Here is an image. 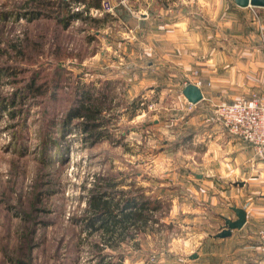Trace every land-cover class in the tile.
I'll return each instance as SVG.
<instances>
[{
  "label": "rangeland",
  "instance_id": "1",
  "mask_svg": "<svg viewBox=\"0 0 264 264\" xmlns=\"http://www.w3.org/2000/svg\"><path fill=\"white\" fill-rule=\"evenodd\" d=\"M66 1L0 0V264H93L102 240L83 218L90 190L108 181L115 192L143 187L160 207L157 222L102 253L121 264H188L203 225L179 221L183 208L191 215L233 178L234 159L247 161L214 107L264 96V8L105 0L108 15L91 9L62 25L64 12L83 9ZM143 12L151 22L138 34L132 21ZM192 79L204 97L190 105L182 90ZM86 90L101 107L97 140L84 118L66 122ZM180 165L212 181L200 183L205 197L186 189L179 208L168 169Z\"/></svg>",
  "mask_w": 264,
  "mask_h": 264
},
{
  "label": "crops",
  "instance_id": "2",
  "mask_svg": "<svg viewBox=\"0 0 264 264\" xmlns=\"http://www.w3.org/2000/svg\"><path fill=\"white\" fill-rule=\"evenodd\" d=\"M139 15L141 16L133 17L132 25L139 27L134 31H137L138 34L148 33L151 19L145 12ZM152 21L155 20L152 18ZM193 82L195 80L192 79L191 83ZM199 89L202 93L201 87ZM203 97L204 93H202L201 99ZM229 135L237 143L236 155L240 160L245 158L247 161L239 164L237 159H234L231 169L234 172L233 178L227 176L225 179L219 180L218 186L223 187L222 191L215 187L213 193L210 190L205 199L206 202L203 201L202 205L196 202L190 206L191 215H189V210L183 208L185 213L179 215V221L190 217V224L193 226H197V221L203 225L200 228L202 233H197L203 239L196 243L193 251H189L188 264H264V256L260 254V239L257 234V231L264 227V158L258 157L255 160L254 157H251L252 148L248 143ZM189 166L180 165L168 169L174 178L172 183L176 185V187L172 186L173 191L181 192L176 195V198L186 196V189L193 191L194 198L205 197L206 193L199 186L204 181L210 184L212 181L209 179L210 176L206 175L205 177L201 172L193 171L194 168ZM228 183L230 185L224 186ZM158 186L161 189L162 183ZM208 187L212 188L211 185ZM144 193L149 194L145 190ZM192 196L193 194L190 193L189 197L192 198ZM184 201L185 197L184 200L181 199V202L177 203L179 208L185 205ZM233 206L245 211V223L240 228H231L228 234L218 235L224 228L225 219L235 220L236 214L232 209Z\"/></svg>",
  "mask_w": 264,
  "mask_h": 264
},
{
  "label": "trees",
  "instance_id": "3",
  "mask_svg": "<svg viewBox=\"0 0 264 264\" xmlns=\"http://www.w3.org/2000/svg\"><path fill=\"white\" fill-rule=\"evenodd\" d=\"M48 4H56L55 0H35ZM61 4L67 3L66 0H58ZM76 5H81L83 9L75 10L72 12H64L61 15L60 23L62 25L67 24L70 20L79 19L82 12L90 11L91 9H97L101 11L102 0H71ZM65 2V3H64ZM69 4V3H67ZM66 5V4H65ZM108 15V12L101 11V14ZM82 98L76 100L77 103L72 105L68 114L66 115V122L70 123L74 118H84L81 123L82 131L88 132L92 140H97L102 136V131L98 129L100 125L99 111L101 107L97 108V103H94L96 98H93L92 93L89 91L81 92ZM100 105V104H99ZM97 108V109H95ZM99 123V124H98ZM97 129V131H96ZM99 131V132H98ZM105 180L107 178H104ZM132 185V184H129ZM113 182L104 183L98 188L90 190L89 197L87 199L86 211L87 214L83 218L84 224L90 231L100 232V242L97 244L99 250L95 254V261L93 264H121L122 258L118 261L112 260V255L103 252V247H114L111 241L118 239V241H124L127 238L132 239L133 233L138 230L144 231L149 222H157L154 218L155 212L158 211L159 199H150V195L144 194V188L141 187L142 193L135 190L116 189ZM117 198L115 195H117ZM117 245V244H116ZM101 252V253H100Z\"/></svg>",
  "mask_w": 264,
  "mask_h": 264
},
{
  "label": "built area",
  "instance_id": "4",
  "mask_svg": "<svg viewBox=\"0 0 264 264\" xmlns=\"http://www.w3.org/2000/svg\"><path fill=\"white\" fill-rule=\"evenodd\" d=\"M101 11H111L105 0L101 2ZM193 83L199 87V81ZM214 108L216 120L229 134L248 143L254 154L264 156V96L262 94L253 92L241 95L232 101L220 102ZM257 234L260 239V254L264 256V227H261Z\"/></svg>",
  "mask_w": 264,
  "mask_h": 264
},
{
  "label": "water",
  "instance_id": "5",
  "mask_svg": "<svg viewBox=\"0 0 264 264\" xmlns=\"http://www.w3.org/2000/svg\"><path fill=\"white\" fill-rule=\"evenodd\" d=\"M234 4L238 7H262L264 8V0H233ZM185 93L187 100L190 103H195L202 98V93L197 85L194 83H187L182 90ZM236 214L235 220L225 219L224 228L218 233V235L228 234L231 228H240L245 223V211L241 208L232 207Z\"/></svg>",
  "mask_w": 264,
  "mask_h": 264
}]
</instances>
